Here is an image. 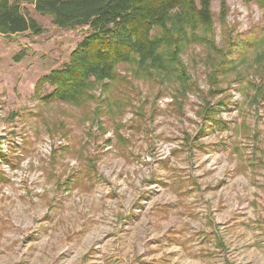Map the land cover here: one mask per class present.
Here are the masks:
<instances>
[{
  "label": "rangeland",
  "instance_id": "rangeland-1",
  "mask_svg": "<svg viewBox=\"0 0 264 264\" xmlns=\"http://www.w3.org/2000/svg\"><path fill=\"white\" fill-rule=\"evenodd\" d=\"M35 1L41 35L0 34V264H264V9L212 0L171 74L120 64L75 107L36 85L88 29Z\"/></svg>",
  "mask_w": 264,
  "mask_h": 264
},
{
  "label": "trees",
  "instance_id": "trees-1",
  "mask_svg": "<svg viewBox=\"0 0 264 264\" xmlns=\"http://www.w3.org/2000/svg\"><path fill=\"white\" fill-rule=\"evenodd\" d=\"M27 1L0 0L1 35L44 32L23 12L22 3ZM219 1L225 20L227 0ZM242 1L264 9V0ZM34 8L50 16L59 29H88L65 68L52 71L36 85V97L48 85L53 91L42 100L75 107L94 99L90 94L94 85L115 80L120 64L138 63L141 70L171 74L181 64V48L192 38L200 40L193 34L213 29L212 0H36ZM178 71L187 77L183 67Z\"/></svg>",
  "mask_w": 264,
  "mask_h": 264
}]
</instances>
